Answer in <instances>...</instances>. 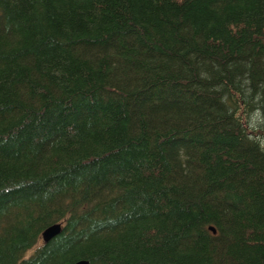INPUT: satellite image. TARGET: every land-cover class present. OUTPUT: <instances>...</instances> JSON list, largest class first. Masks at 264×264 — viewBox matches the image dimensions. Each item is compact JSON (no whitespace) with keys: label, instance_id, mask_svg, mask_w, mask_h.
I'll use <instances>...</instances> for the list:
<instances>
[{"label":"trees","instance_id":"trees-1","mask_svg":"<svg viewBox=\"0 0 264 264\" xmlns=\"http://www.w3.org/2000/svg\"><path fill=\"white\" fill-rule=\"evenodd\" d=\"M80 258L264 264V0H0V264Z\"/></svg>","mask_w":264,"mask_h":264},{"label":"water","instance_id":"water-1","mask_svg":"<svg viewBox=\"0 0 264 264\" xmlns=\"http://www.w3.org/2000/svg\"><path fill=\"white\" fill-rule=\"evenodd\" d=\"M208 228L214 232L212 225H208ZM60 229V222H54L44 227L40 232V237L43 241L48 240L52 235L57 233ZM70 264H87V260L84 258L76 259Z\"/></svg>","mask_w":264,"mask_h":264},{"label":"rangeland","instance_id":"rangeland-1","mask_svg":"<svg viewBox=\"0 0 264 264\" xmlns=\"http://www.w3.org/2000/svg\"><path fill=\"white\" fill-rule=\"evenodd\" d=\"M40 242V239L37 240L36 244ZM29 252V250L26 251V254Z\"/></svg>","mask_w":264,"mask_h":264}]
</instances>
